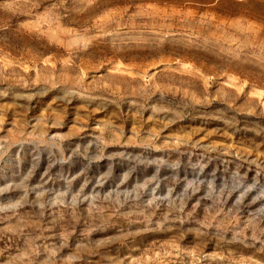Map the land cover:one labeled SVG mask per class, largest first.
I'll use <instances>...</instances> for the list:
<instances>
[{
	"label": "rangeland",
	"instance_id": "1",
	"mask_svg": "<svg viewBox=\"0 0 264 264\" xmlns=\"http://www.w3.org/2000/svg\"><path fill=\"white\" fill-rule=\"evenodd\" d=\"M0 264H264V0H0Z\"/></svg>",
	"mask_w": 264,
	"mask_h": 264
}]
</instances>
